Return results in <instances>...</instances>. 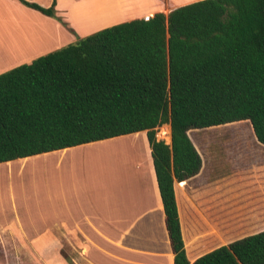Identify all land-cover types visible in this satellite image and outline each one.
Listing matches in <instances>:
<instances>
[{
	"label": "trees",
	"instance_id": "16d2710c",
	"mask_svg": "<svg viewBox=\"0 0 264 264\" xmlns=\"http://www.w3.org/2000/svg\"><path fill=\"white\" fill-rule=\"evenodd\" d=\"M21 1L56 16V0ZM242 120L264 144V0L195 1L0 74V163L147 131L174 264H264V231L191 262L174 189L203 164L189 131Z\"/></svg>",
	"mask_w": 264,
	"mask_h": 264
},
{
	"label": "crops",
	"instance_id": "0c3cea01",
	"mask_svg": "<svg viewBox=\"0 0 264 264\" xmlns=\"http://www.w3.org/2000/svg\"><path fill=\"white\" fill-rule=\"evenodd\" d=\"M27 1L44 7L54 2ZM69 1L88 0H56V16L21 0H0V12H11L12 19L22 20V34L8 31L0 37V74L78 39L70 29L77 14L75 19L70 13L60 15L62 3ZM106 1L114 9L104 20L124 17L102 25L104 28L158 12L168 14L199 0H92L86 7ZM141 135L142 141L137 142L145 145H135L139 155H134V162H108L99 151L98 145ZM249 138V166H208L191 138L203 164L193 176L174 181L191 262L222 246L220 235L228 238L236 232L247 236L264 231V144L254 130ZM110 148L115 154L124 153L118 145ZM15 164L22 166V184L19 196L11 197L12 209L0 214V231L3 240L12 237L19 241L25 259L34 260L32 264H174L147 131L20 157L0 166Z\"/></svg>",
	"mask_w": 264,
	"mask_h": 264
},
{
	"label": "rangeland",
	"instance_id": "374dc122",
	"mask_svg": "<svg viewBox=\"0 0 264 264\" xmlns=\"http://www.w3.org/2000/svg\"><path fill=\"white\" fill-rule=\"evenodd\" d=\"M91 1L92 0H88L86 3L69 1L62 3L60 8V15L62 17L64 14L68 15L67 13H70L72 18L75 19V15L77 14V18L71 21L72 25L70 26V29L73 30L77 38L81 37L82 34L86 35L85 33L91 31V33H93L97 31L96 29H102L104 28L102 25H109L112 21H117L115 19L124 17V15H121L115 19L104 20L103 16L110 15L113 11V5L109 3L110 1L95 2L87 8V4ZM91 7H93V10L88 11ZM0 13L4 16V18L0 20V37L5 35L8 31L22 34L19 33L22 32L21 18L14 20L11 18V12L3 11ZM92 19H94V21ZM90 20L93 23H88ZM168 125L169 124L166 123L158 127L157 139L163 140L164 136L168 134L171 135V130ZM189 134L192 140L199 146L208 166H210V164H214V166H249V149L251 148L246 144L250 142L249 136L253 134L250 121L242 120L224 124L219 127L193 129L190 130ZM142 138L141 135L140 137L137 136L136 139L128 138L118 141H109L108 143L98 145L99 151L108 162L121 163V160L126 163L130 161L134 162V155L138 154L134 148L135 145L142 147L144 143H138V139L142 141ZM164 141L167 144H171V141L168 142L165 139ZM117 145L120 146L121 150L124 149V153H113L110 147ZM140 157L142 158V156ZM20 165H22V163H20ZM20 165L0 166V214L6 210L10 211L12 209V195L14 196L16 194L19 196V185L22 184V166ZM243 236H245V234L242 232H236V234L228 238L226 235H220L219 244L225 245L230 239H238ZM3 237L0 231V264H32L34 262V260L25 259V254L22 252V245L18 244L19 241L13 240L12 237L7 239L4 238L5 240H3ZM7 242L11 244L2 247L3 245L1 244ZM13 242L16 243L13 244ZM19 255H22L23 259L21 261L19 260Z\"/></svg>",
	"mask_w": 264,
	"mask_h": 264
},
{
	"label": "built area",
	"instance_id": "2783aa9c",
	"mask_svg": "<svg viewBox=\"0 0 264 264\" xmlns=\"http://www.w3.org/2000/svg\"><path fill=\"white\" fill-rule=\"evenodd\" d=\"M150 17H147L146 19H149Z\"/></svg>",
	"mask_w": 264,
	"mask_h": 264
}]
</instances>
